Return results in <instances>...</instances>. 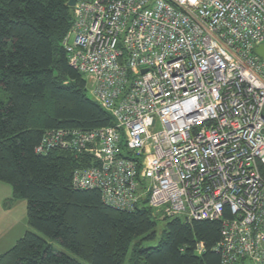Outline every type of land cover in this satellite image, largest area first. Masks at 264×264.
<instances>
[{
  "label": "built area",
  "instance_id": "built-area-1",
  "mask_svg": "<svg viewBox=\"0 0 264 264\" xmlns=\"http://www.w3.org/2000/svg\"><path fill=\"white\" fill-rule=\"evenodd\" d=\"M62 44L115 124L52 129L73 184L158 219L222 222V264H264V0H77ZM204 244H198L199 251Z\"/></svg>",
  "mask_w": 264,
  "mask_h": 264
},
{
  "label": "trees",
  "instance_id": "trees-1",
  "mask_svg": "<svg viewBox=\"0 0 264 264\" xmlns=\"http://www.w3.org/2000/svg\"><path fill=\"white\" fill-rule=\"evenodd\" d=\"M69 1L0 0V182L12 186V201L26 200L39 233L27 231L0 264H84L52 241L89 264H222L221 221L158 219L145 203L133 211L108 206L99 190L73 184L74 172L91 164L86 155L36 151L48 130L115 124L63 47ZM159 220L166 221L159 244L144 246L157 238Z\"/></svg>",
  "mask_w": 264,
  "mask_h": 264
},
{
  "label": "rangeland",
  "instance_id": "rangeland-1",
  "mask_svg": "<svg viewBox=\"0 0 264 264\" xmlns=\"http://www.w3.org/2000/svg\"><path fill=\"white\" fill-rule=\"evenodd\" d=\"M1 183V182H0ZM5 187H8L12 190V186L4 183ZM9 215L4 218V227H0V254L6 252L10 248H12L16 242L22 238L27 231H33L38 233L34 228H32L28 223V216H27V202L25 199L19 198L13 205L12 208L9 209L7 212ZM8 224V225H7ZM7 225V226H6ZM166 221L159 220L157 225V233L158 236L153 241H145L144 246L150 247L159 244L161 233L165 228ZM39 234V233H38ZM53 246L65 253H68L71 256H74L84 264H89L86 261L81 260L79 257L75 256L71 251L64 248L60 243L57 241H52Z\"/></svg>",
  "mask_w": 264,
  "mask_h": 264
},
{
  "label": "crops",
  "instance_id": "crops-1",
  "mask_svg": "<svg viewBox=\"0 0 264 264\" xmlns=\"http://www.w3.org/2000/svg\"><path fill=\"white\" fill-rule=\"evenodd\" d=\"M3 182L0 183V227H4V218H6L9 214L7 213L9 209L12 208V205L18 200L12 201L13 191L5 185H2ZM8 225V224H7ZM6 225V226H7Z\"/></svg>",
  "mask_w": 264,
  "mask_h": 264
},
{
  "label": "water",
  "instance_id": "water-1",
  "mask_svg": "<svg viewBox=\"0 0 264 264\" xmlns=\"http://www.w3.org/2000/svg\"><path fill=\"white\" fill-rule=\"evenodd\" d=\"M76 2H77V0H70V1H69V6H70V7L75 6ZM255 52H256L258 55L262 56L263 59H264V44H262V45H260L259 47H257L256 50H255Z\"/></svg>",
  "mask_w": 264,
  "mask_h": 264
}]
</instances>
